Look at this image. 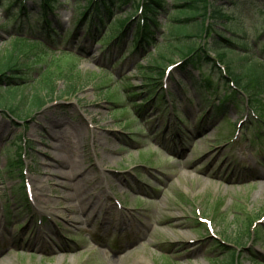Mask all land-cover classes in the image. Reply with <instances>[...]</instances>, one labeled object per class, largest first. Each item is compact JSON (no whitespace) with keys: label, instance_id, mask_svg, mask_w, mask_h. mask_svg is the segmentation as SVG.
Listing matches in <instances>:
<instances>
[{"label":"rangeland","instance_id":"1","mask_svg":"<svg viewBox=\"0 0 264 264\" xmlns=\"http://www.w3.org/2000/svg\"><path fill=\"white\" fill-rule=\"evenodd\" d=\"M86 1L54 0L48 18L57 48L13 44V26L29 34L40 11L29 0V18L15 20V0H0V55L26 65L14 74L24 93L43 77L56 85L39 110L21 107L26 116L0 108V264H264V90L248 88L247 99L222 105L225 82L213 80L207 91L197 70L180 67L176 48L198 47L197 37L175 38L157 16L154 43L137 48L133 24L106 44L136 0L103 28L88 16L80 23ZM164 2L165 16H175L179 2ZM219 7L228 20L216 22L203 47H229L222 39L232 38L229 57L263 63L264 0ZM67 48L71 55L58 53ZM159 52L169 61L150 74ZM69 81L77 88L62 95ZM254 92L260 118L246 106ZM87 198L90 219L76 224L89 215L77 208Z\"/></svg>","mask_w":264,"mask_h":264},{"label":"trees","instance_id":"2","mask_svg":"<svg viewBox=\"0 0 264 264\" xmlns=\"http://www.w3.org/2000/svg\"><path fill=\"white\" fill-rule=\"evenodd\" d=\"M15 1L19 4V0ZM53 1L54 0H42L40 4V1L37 0V3L39 7L48 12L52 8L51 6ZM176 1L179 2V5H176V15H169L167 17V25L170 26L172 30L170 35L172 34L177 39L180 37L186 39L197 37L201 43L208 35H212L210 32L213 34L216 33L214 31L216 22L228 20L225 12L219 7L222 3H226L227 0ZM121 2L122 1L119 3ZM115 3L116 0H97L94 13L100 24H103L105 18H109L110 14L113 13L115 10ZM163 6H165L164 0H140L139 6H136L138 9L137 11L140 10L143 12L141 15V22L143 24L141 25V31L139 32L140 43L138 44V47L139 45L142 46V43L147 45L150 41H154L152 38L151 27L154 25L156 26V16L159 11L161 12L164 9ZM19 12L20 13L15 16V19L22 18L24 16V9ZM197 19H200V21L198 22ZM207 20H209L210 24L208 26L206 25ZM124 23L125 20H118L116 21V26L121 28ZM142 28L144 29L142 30ZM21 29L22 25L17 28L16 32H21ZM14 39L13 44L17 46L37 45L36 43L25 41V39ZM222 40L229 47L219 45V43L214 42V45L208 46V50L203 47L204 45H202V43L198 47L193 44L176 48V51L182 57L185 59L188 58L186 60L188 63L183 67V69L189 65L200 66L199 64L201 63L209 64L211 66L214 65L213 67H215V63L209 59L210 57L208 55V52L213 51V56L225 68L228 80L232 83V86H235L237 91L240 90L246 96H249L247 89L249 88L251 90V87H253L262 93L264 90V64H258L250 60L246 66L245 61H247V59L239 57L232 59V57L228 56L230 53H235L232 50L234 48L231 44L232 38ZM167 61L169 60H167L166 54L162 52L157 53L155 57L151 56V65L149 64L150 66L147 68L148 73L155 74L157 71H161L163 69V64L161 62ZM24 67H26V65L23 63L21 64L17 58L15 59L12 56L0 55V108L18 117H21L20 114L25 116L27 114V110L22 111L21 107L27 106L30 112L42 108L47 100H51L53 98L56 88V85L51 78L49 79L48 77H43L42 80L38 82V89L35 90L34 93H24L23 87L25 85L23 84L26 83L25 80L14 76V74H17L18 72L20 73L21 68ZM245 68L247 70L243 72V69ZM76 88L77 86L69 81L65 91L61 94L65 96L74 94ZM42 92H45V94L43 95ZM259 92L250 93L252 97L249 99V105H251L252 102H255V99H257L256 95L258 96ZM218 245L220 248L225 249L223 245Z\"/></svg>","mask_w":264,"mask_h":264},{"label":"bare ground","instance_id":"3","mask_svg":"<svg viewBox=\"0 0 264 264\" xmlns=\"http://www.w3.org/2000/svg\"><path fill=\"white\" fill-rule=\"evenodd\" d=\"M56 126H57V125H56ZM54 149H55V148H54ZM56 158H58V157L56 156ZM56 164H57L58 166H64V164H63L62 161H57V160H56ZM60 172H61V171H60ZM47 173H49V171H48ZM70 173H71V172H63V171H62L60 174H61V175H65V174H67V177H68V176H70ZM34 200H35L37 203L40 202V199L38 198V195L34 194ZM81 200H82V199L77 200V202H78L77 208L81 211V214H83L84 211H85L86 209H88L89 204H90V201H89V199L87 198V199L83 202L82 205H79V202H80ZM88 211H89V209H88ZM91 214H92V210L90 209V211H89V215H87L86 219H82L81 217H78V216H77V217L75 218L76 221H75L74 219H72V221L75 222L76 224H77V223L82 224V223H84L85 221H88V220L90 219ZM88 217H89V218H88Z\"/></svg>","mask_w":264,"mask_h":264}]
</instances>
